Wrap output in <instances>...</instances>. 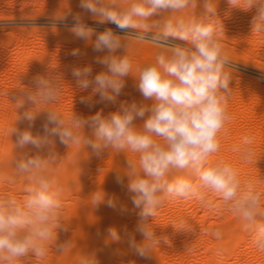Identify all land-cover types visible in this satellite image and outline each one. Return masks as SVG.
Instances as JSON below:
<instances>
[{
  "label": "clouds",
  "instance_id": "clouds-1",
  "mask_svg": "<svg viewBox=\"0 0 264 264\" xmlns=\"http://www.w3.org/2000/svg\"><path fill=\"white\" fill-rule=\"evenodd\" d=\"M198 3L199 0H80L81 8L98 23L114 24L121 32L137 30L131 37L158 45L162 51L133 76L130 45L123 39L128 36L118 35L111 28L97 31L76 16L69 29L73 36L91 44L96 52L107 50L106 55L96 59L103 66L96 74L90 65L71 67L77 88L91 89L89 95L80 97V103L89 109L101 103L115 104L127 77L134 79L142 99L122 101L118 110L108 115L102 111L88 116L72 112L66 119L57 111L41 107L57 101L61 89L57 79L37 75L30 86L14 94L16 109H24L10 130L16 137L15 146L23 149L31 145L37 151L21 154L13 161L15 176L25 177L23 201L0 196V260L11 264L29 256L44 258L53 238V225L55 251L63 252L67 246L68 241L57 239L58 229L69 230L59 222L62 189L51 173V166L58 163L54 151L57 139L67 147H90L97 155L109 149L117 154H136V159L127 158L123 174L115 177L138 210L135 228L128 232L126 228L109 227L108 241L127 243L138 257L150 258L153 244H167L169 240L150 227L165 201L190 196L203 199V192L211 191L239 213L254 246L264 252V212L257 211L261 207L260 193L251 183L242 185L237 169L230 163L210 162L220 148L219 133L231 120L227 103L232 95L234 65L217 37V5L213 7L212 0H203L200 15L184 14L190 8L195 10ZM228 3L245 11L254 10L251 32L264 33V0H243V7L239 0ZM174 40L185 43H173ZM121 49L124 54L118 55ZM68 55L77 57L80 50L72 49ZM41 114L42 132L33 133ZM21 121L27 122L23 130L16 126ZM239 151L244 160L252 162L253 139L245 136ZM91 195L94 208L101 204L116 207L115 197L104 191ZM136 233L141 235L140 241ZM220 235L215 233L217 238ZM80 264H98L95 253H85Z\"/></svg>",
  "mask_w": 264,
  "mask_h": 264
},
{
  "label": "rangeland",
  "instance_id": "rangeland-1",
  "mask_svg": "<svg viewBox=\"0 0 264 264\" xmlns=\"http://www.w3.org/2000/svg\"><path fill=\"white\" fill-rule=\"evenodd\" d=\"M212 5L213 7L217 5V37L221 42L224 53L234 65L230 86L232 87L231 97L236 95V102L231 103L232 106L228 104L227 106L230 105L228 108L231 111L228 110L231 115L235 114L236 109H239L240 105L250 100L252 96V100L254 102L256 100L255 103L259 104L263 110L259 109L261 110L260 113L258 110L255 114H249L252 119L251 123L255 127L264 126V122H262V119L264 120V117H262L264 116V33L251 32L250 20L254 15V10L245 11L232 7L228 0H213ZM241 7H243V0H241ZM203 11V0H199L195 10L190 8L184 14L188 15L195 12L196 15H200ZM76 16H79L83 23L94 27L97 31L111 28L118 35L128 36L123 39L129 42L128 53L131 60L133 59V66L153 61L156 55L162 51L158 45L147 41H137L131 37L137 30L129 29L126 32H121L114 24L98 23L91 13L81 8L80 0H0V47L3 46L7 49L2 59H0V65L4 69L2 72L0 71V101L2 96L7 95L9 97L12 92L22 86L16 68L22 55L24 56L33 51L35 47H44L45 45L51 46V54L46 60L48 62L44 61L42 63L40 70L33 75L32 79L40 73H44L47 77H53L61 83L60 95L57 101L45 107L53 108V111L57 112L65 108L66 119L71 116L72 112L79 111L82 106L80 97L85 96L90 89L87 91L78 89L72 74L65 77L58 70L50 73L49 68L52 59L64 53L70 57L72 63H75L82 58L83 54L89 53V55L91 54V62L94 63L98 57L106 55L107 50L96 52L91 44L78 40L73 36L69 29L76 22ZM23 40L24 42H22ZM172 42L185 43L179 40ZM17 45L19 46L17 47ZM72 49H79L80 55L77 57L68 55ZM124 51L121 49L117 54L123 55ZM242 94L249 97H244ZM14 103L15 101L8 107L9 113L14 111ZM148 103H151V101H148ZM116 105L117 102L115 104L102 103L97 104L96 107L108 108L104 114L108 115L115 112ZM25 107L34 106L26 105ZM233 111L235 112L232 113ZM81 115H93V109L86 110ZM259 116L260 118H258ZM16 119H10V125L15 126ZM42 121L43 117L36 119L32 128L33 133L42 132ZM17 125H19V122H17ZM247 125L249 127V122H246L245 130L248 129ZM4 126L0 123V140L2 142L10 141L13 146L9 153L8 166L10 176H12L15 174L13 160L24 153L35 154L36 149L31 145L23 149L16 147L15 135L11 136V129L5 130ZM26 127L27 122L26 125L22 124V130ZM237 140L243 139L234 134H226L221 142L226 148V153H231L235 148H240L242 143H237ZM64 146L66 145L59 143L58 139L56 140L54 151L58 156V163L51 166V173L52 178L56 180L58 186L62 189V207L59 213V222L69 230L64 232L58 229L57 239L58 241H68L64 250L67 254L60 257L59 252L54 251L56 226L53 225V238L48 242L46 256L42 259L33 256L20 258L15 264H80L85 253H95L98 264H121L120 254L127 256L130 254L132 261H128V264H264V252L259 251L254 246L251 234L245 230L244 222L240 219L239 213L230 204H226L218 194L211 191L203 192V199L199 196H190L185 199L177 198L165 201L152 219L150 227L155 230L157 235L165 236L166 233H169L171 239L167 244L163 242L153 244L150 258L138 257L127 248V243L108 241L107 229L109 227L114 226L119 230L126 228L128 232H133L135 228L136 212L138 210L133 208L126 188L120 187L116 183L115 177L117 173L123 174L127 166V158L136 159L137 157L134 158L136 154L130 151L117 154L114 149H109L97 155L90 147L84 148L82 144L66 147L67 149ZM255 149L258 148L253 146V151ZM256 152L254 151V154ZM256 164L252 159V162H247L242 169L241 167L239 169L237 164H233V166L238 171L242 185H246L250 181L253 186L255 185V189L260 193L261 205L257 211L264 212V162L260 164L261 167L256 166ZM254 171L257 172V177L253 178L252 183V179L249 177ZM126 181L127 178H125V184ZM79 188L83 190L80 191L83 194L82 197L79 194ZM95 191H104L107 196L115 197L116 207L113 209L106 204H101L94 208L91 194ZM2 192L0 190V196L8 194L17 199L15 194L10 192L2 194ZM86 193L90 194V200H87L88 194L86 195ZM74 195L75 199L72 198ZM21 196L20 201H23L25 198L23 191ZM81 206H88L94 210V213H83V216L76 210ZM112 209L119 213L120 216L117 215L116 217L119 221L116 218L110 219L108 215H105L107 211ZM122 209H127V211H122ZM83 220L89 222L90 228L93 230L89 228L88 231L85 229L76 231L73 227L74 222L79 221L80 223ZM216 232H220L219 238L215 236ZM135 235L137 241L142 239L140 234L136 233ZM69 242L70 244H68ZM207 242L211 243L212 247ZM212 257L215 258V261L211 260ZM8 263L6 260L0 261V264Z\"/></svg>",
  "mask_w": 264,
  "mask_h": 264
},
{
  "label": "bare ground",
  "instance_id": "bare-ground-1",
  "mask_svg": "<svg viewBox=\"0 0 264 264\" xmlns=\"http://www.w3.org/2000/svg\"><path fill=\"white\" fill-rule=\"evenodd\" d=\"M213 1V0H212ZM239 4L241 6V0H239ZM239 9V8H238ZM237 41V40H236ZM24 42V40L22 41ZM238 42V41H237ZM1 43V42H0ZM2 44H5V43H2ZM49 44V43H48ZM50 45V44H49ZM19 45H17L18 47ZM3 47V46H1ZM0 47V48H1ZM51 46H45L44 47H35L33 51H30L29 53H27L26 55H22V57L20 58V63L17 65V75H18V79L22 81V86L20 88H18V90H16L15 92H12L9 97L7 95L5 96H2L1 98V101H0V123L4 126L5 130H10L12 129L14 126L13 125H10L9 123V120L10 119H16L17 118V114H19L20 112H22L23 109H16V105L15 103L13 104L14 105V111H12V113H9L8 112V107L10 105H12V103L15 101V99L13 98L14 94L18 93L23 87H28L30 86L31 84V81H32V77L34 74H36V72H38V70H40L41 66H42V63H44V61L48 60L50 54H51ZM20 48V47H19ZM5 49L4 47L2 49H0V59H2V57L4 56L5 54ZM91 55V54H90ZM89 53H85L82 55V58L78 61V62H75V63H72L71 62V59L70 57H68L66 54L64 53H61L60 55H58L57 57L53 58L52 59V62H51V65H50V68H49V72L50 73H53L55 70H58L60 73L63 74V76L67 77L69 74H71V67L72 66H79V67H83V66H86V65H90L93 69V74H96L100 71L103 70V66L98 64V63H92L91 62V57H90ZM102 55V54H101ZM132 57V56H131ZM133 60V59H132ZM136 60V59H135ZM48 62V61H46ZM137 63V61H136ZM140 65H143V64H136L135 66H133V76H136L138 73H137V69L140 67ZM4 69L3 67L0 65V71L2 72ZM39 76H44L46 78H49L46 76V74L44 73H40ZM51 79H53V77H51ZM66 81V80H65ZM91 92V89L85 94V96L89 95ZM240 95V94H239ZM244 95V94H242ZM241 95V96H242ZM7 96V97H6ZM235 96L236 95H233L232 97H230V100L229 102L227 103L230 104L232 106V104L235 101ZM238 97V96H237ZM244 97H249L248 95H244ZM142 98L139 94V92L136 90L135 88V81L132 77H127L126 78V86L124 88V90L122 91L121 95L117 98V105L115 106L114 110L117 111L118 110V107H119V104L120 102L122 101H128V102H131L132 100H136V101H140ZM254 99V98H253ZM150 102V101H149ZM256 102V100H255ZM253 100H252V96H251V99L248 100L247 102L243 103L242 105H240L241 107H239V109L237 108L235 111H233L232 113L235 112V114H230V111H229V114L231 116V120L225 125V128L219 133V140H220V148H219V151L215 154H213L211 157H210V162H214V161H218V160H223L227 163H230L231 165L233 164H237V166L242 167L243 166H246L245 164L248 162L246 160H244L242 158V155H241V152L239 151V148H235L233 152L231 153H226L227 151L225 150L226 148L223 146V144L221 143L223 141V139L226 137V134H234L235 136H238L239 138L243 139L245 136H251V138L253 139V146H256L258 149H255L254 151L256 152V154H253V161H255L257 164L256 166H260V164L262 162H264V126H258V127H255L253 126L254 124L251 123L252 119L250 118L249 114H255L256 112H258L259 109H262L263 108H260L261 106L257 103H255ZM232 103V104H231ZM102 104V103H101ZM104 104V103H103ZM111 104V103H109ZM263 104V103H262ZM229 105V106H230ZM46 105H42L41 107L42 108H46L48 110H53L48 108V107H45ZM228 106V107H229ZM236 106V105H235ZM234 106V107H235ZM231 108V107H230ZM233 108V107H232ZM93 109V115L97 112V111H102L103 113L102 114H105L108 110V108L106 107H103L102 108H97L96 106ZM16 110V111H15ZM88 111L90 110L88 107H86L84 104H82V106L80 107L79 111L78 112H75L76 114H82L84 111ZM261 110H259V113H260ZM59 113H61L64 117H66V111H65V108L64 110L62 111H59ZM86 113V112H85ZM263 113V112H262ZM261 113V114H262ZM259 115V114H258ZM264 115V114H263ZM8 117V119H7ZM43 117V114L39 115L37 117V119H40ZM264 117V116H262ZM260 118V116L258 117ZM139 122H142V121H137V123ZM246 122H249V127L247 130H245V126H246ZM262 122H264V120L262 119ZM22 124L26 125V121H21L19 122V125H16L18 128L22 129ZM257 124V123H256ZM264 124V123H263ZM239 144L242 143L243 140H237ZM12 145L10 143V141H6V142H2V140H0V190H2V194H6V192H10L12 194H15V196H17V200L20 201V199L22 198L21 196V193L23 191V187H24V183H25V177L24 176H15L12 175L10 176V172H9V169H8V166H9V153H10V150L12 149ZM65 148L67 146H64ZM67 149V148H66ZM69 150V149H68ZM37 151V149H36ZM70 152V151H69ZM128 155V154H127ZM66 156V155H64ZM129 156V155H128ZM58 157V156H57ZM134 157V156H133ZM15 158V157H14ZM136 158V156L134 157ZM16 159V158H15ZM65 159V158H64ZM86 159V157H85ZM14 161V160H13ZM62 161V160H61ZM122 161V160H121ZM11 163V162H10ZM62 163V162H61ZM77 163V162H76ZM63 164V163H62ZM86 164V163H85ZM65 165V164H64ZM264 165V164H263ZM63 166V165H62ZM59 167H60V164H59ZM81 167V166H80ZM261 167V166H260ZM66 168V167H65ZM64 168V169H65ZM69 168V167H68ZM246 169V168H244ZM260 169V168H259ZM15 170V169H14ZM59 170V169H58ZM82 170V169H81ZM259 171V170H258ZM81 173V172H80ZM256 173L257 172H253L249 178L252 179V183H253V178L257 177L256 176ZM259 174V172H258ZM249 175V174H248ZM10 176V177H9ZM8 179V180H7ZM15 180V182H10L11 180ZM78 181V180H77ZM248 181V180H247ZM127 182V181H126ZM251 183V181H250ZM75 186V185H74ZM255 186V185H254ZM79 187V186H78ZM82 187V186H81ZM84 188V187H83ZM79 192L82 190L81 188H79ZM83 191V190H82ZM77 192V191H76ZM112 192V191H111ZM9 193V194H10ZM82 192H80V196L82 197L83 194H81ZM18 194V195H16ZM78 194V196H79ZM88 193H86L87 195ZM8 195V194H7ZM11 195V194H10ZM111 195V194H110ZM88 198L87 200H90V194L87 195ZM20 197V198H19ZM194 197V196H193ZM197 197V196H196ZM75 199V195L74 197H72ZM90 198V199H89ZM195 200V199H193ZM86 201V200H85ZM22 202V201H21ZM92 203V201H90ZM89 202V203H90ZM88 203V202H87ZM93 208V207H92ZM114 209V208H113ZM109 210L106 212L105 215H108L110 217V219H115L119 215V213H116L115 210ZM77 211H79L82 215L83 213H94V210L89 208L88 206H81V207H78L76 209ZM118 212V211H117ZM80 214V216H81ZM131 214V213H130ZM84 216V215H83ZM95 217H98V216H95ZM123 217V216H122ZM87 218V217H86ZM85 218V219H86ZM120 218V217H118ZM77 219V218H76ZM75 219V220H76ZM124 219V218H123ZM74 220V221H75ZM116 220H118L116 218ZM84 221V223H83ZM83 221H79L77 222H74V228L76 229V231L78 230H81V229H85L86 231L92 229L90 228V223L89 222H86V220H83ZM119 221V220H118ZM121 221V220H120ZM86 222V223H85ZM87 223H88V226H87ZM120 224L122 222H119ZM86 224V225H85ZM109 224V223H108ZM92 225V224H91ZM110 225V224H109ZM87 226V227H86ZM86 227V228H85ZM90 228V229H89ZM120 228V227H119ZM93 230V229H92ZM85 231V233H86ZM213 233V232H212ZM92 235V233H91ZM169 233L165 234V236L168 237V239H171L169 238ZM94 236V235H93ZM208 239V238H207ZM171 241V240H170ZM169 242V240H168ZM208 243V242H207ZM70 244V242L68 243ZM209 244V243H208ZM207 244V246H208ZM211 244V243H210ZM209 244V245H210ZM101 245V244H100ZM127 245V244H126ZM123 246V244H122ZM206 246V245H205ZM211 246V245H210ZM209 246V248H210ZM107 247V246H105ZM104 247V248H105ZM114 247V246H113ZM212 247V246H211ZM128 248V247H127ZM129 249V248H128ZM123 250V249H122ZM212 250V249H211ZM55 251V250H54ZM97 251V250H96ZM113 251V250H112ZM124 251V250H123ZM210 251V250H209ZM106 253V251H105ZM120 253V252H119ZM67 254V253H66ZM65 251L64 252H59V255L60 257H64L65 255ZM114 254V253H113ZM129 254V252H128ZM102 255V254H101ZM110 255V253H109ZM104 256V255H103ZM118 256V255H116ZM67 257V256H66ZM115 257V256H114ZM120 261H121V264H124L125 262L128 264V261H132L130 259V254L129 256L127 255H124V254H120ZM138 259V258H136ZM212 261H215V258L212 257L211 259ZM0 261H4V260H0ZM18 261L17 260H14L11 262V264H15L16 262ZM123 262V263H122ZM9 264V263H8ZM120 264V263H119ZM130 264V263H129ZM135 264V263H133ZM140 264V263H139Z\"/></svg>",
  "mask_w": 264,
  "mask_h": 264
}]
</instances>
